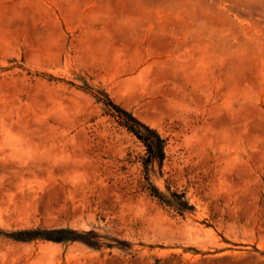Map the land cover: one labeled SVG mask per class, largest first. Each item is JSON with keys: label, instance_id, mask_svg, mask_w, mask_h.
Instances as JSON below:
<instances>
[{"label": "rangeland", "instance_id": "1", "mask_svg": "<svg viewBox=\"0 0 264 264\" xmlns=\"http://www.w3.org/2000/svg\"><path fill=\"white\" fill-rule=\"evenodd\" d=\"M0 264H264V0H0Z\"/></svg>", "mask_w": 264, "mask_h": 264}, {"label": "trees", "instance_id": "2", "mask_svg": "<svg viewBox=\"0 0 264 264\" xmlns=\"http://www.w3.org/2000/svg\"><path fill=\"white\" fill-rule=\"evenodd\" d=\"M126 114L128 116L129 122H131L129 123L127 121V123H125L128 129L132 131L135 135H137V137L145 143L151 154H155L156 150H158L163 155L165 141L161 138V135L158 133V131L142 123L141 121L136 119L131 113L126 112ZM141 127L144 128L145 132L140 130ZM27 231L28 230H25V232Z\"/></svg>", "mask_w": 264, "mask_h": 264}]
</instances>
